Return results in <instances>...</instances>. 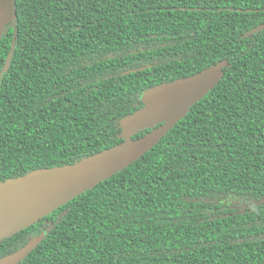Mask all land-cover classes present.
Returning a JSON list of instances; mask_svg holds the SVG:
<instances>
[{
	"label": "trees",
	"instance_id": "16d2710c",
	"mask_svg": "<svg viewBox=\"0 0 264 264\" xmlns=\"http://www.w3.org/2000/svg\"><path fill=\"white\" fill-rule=\"evenodd\" d=\"M0 182L122 142L147 89L226 59L150 150L26 228L18 264H264V0H15ZM138 130L140 137L157 127Z\"/></svg>",
	"mask_w": 264,
	"mask_h": 264
},
{
	"label": "water",
	"instance_id": "95a60500",
	"mask_svg": "<svg viewBox=\"0 0 264 264\" xmlns=\"http://www.w3.org/2000/svg\"><path fill=\"white\" fill-rule=\"evenodd\" d=\"M17 13L15 0H0V34ZM264 23L246 35L262 30ZM227 60L194 74L157 84L143 92V106L121 122L122 142L73 164L38 168L0 182V239L16 233L70 201L85 190L126 168L150 150L188 109L222 78ZM159 124L133 138L140 129ZM33 238L22 248L0 258V264H18L36 245Z\"/></svg>",
	"mask_w": 264,
	"mask_h": 264
}]
</instances>
